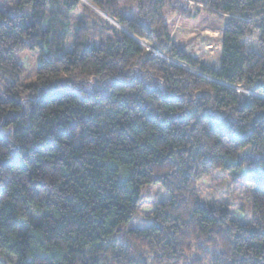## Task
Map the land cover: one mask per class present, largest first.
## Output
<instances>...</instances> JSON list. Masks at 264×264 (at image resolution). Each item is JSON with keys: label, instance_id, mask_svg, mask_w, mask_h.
<instances>
[{"label": "trees", "instance_id": "1", "mask_svg": "<svg viewBox=\"0 0 264 264\" xmlns=\"http://www.w3.org/2000/svg\"><path fill=\"white\" fill-rule=\"evenodd\" d=\"M91 1L137 40L109 27L95 42L79 20L65 51L78 0L0 10V264H264V0H187L222 21L217 68L170 39L167 17L189 18L188 2L135 0L129 18ZM25 50L40 53L29 83ZM245 151L257 157L246 224L197 191ZM148 186L166 193L151 226L125 228Z\"/></svg>", "mask_w": 264, "mask_h": 264}, {"label": "rangeland", "instance_id": "2", "mask_svg": "<svg viewBox=\"0 0 264 264\" xmlns=\"http://www.w3.org/2000/svg\"><path fill=\"white\" fill-rule=\"evenodd\" d=\"M106 3L108 0H101ZM184 2H189L183 0ZM17 0H0V10H9ZM118 8L124 9L125 15L129 18L136 17V5L131 0H116ZM187 11L190 17L170 13L167 17L170 39L180 49L192 57L206 63L211 68H217L219 59V45L221 38L222 21L202 11L200 5L188 3ZM84 21L89 25V37L98 42L105 41L111 35L109 27L115 31L129 32L116 19L108 17L91 0H78V5L70 13L69 33L65 42V51L70 50L73 39L76 21ZM139 44L143 49L154 57L163 59L171 64L198 76H203L189 69L183 62L166 57L160 52H154L150 42L140 40ZM248 52H258L255 39L243 42ZM40 53L36 50H25L15 55L16 62L23 70V82L29 83L34 79L36 68L39 62ZM238 93L250 97H259L256 93L233 87ZM246 158L240 163V169L235 172H216L213 175L201 179L197 184V191L200 201L210 206H222L229 210L232 218L241 223H248L250 220L249 192L246 188V180L255 168L256 156L247 151ZM142 203L139 206L137 215L125 226L131 228H147L151 226L149 217L158 202L166 198V193L160 186L144 187L141 191Z\"/></svg>", "mask_w": 264, "mask_h": 264}, {"label": "water", "instance_id": "3", "mask_svg": "<svg viewBox=\"0 0 264 264\" xmlns=\"http://www.w3.org/2000/svg\"><path fill=\"white\" fill-rule=\"evenodd\" d=\"M125 34H127L128 36H130V37H132V38H134L130 33L128 34V33H126V32H124ZM134 39H136L137 40V38H134Z\"/></svg>", "mask_w": 264, "mask_h": 264}, {"label": "built area", "instance_id": "4", "mask_svg": "<svg viewBox=\"0 0 264 264\" xmlns=\"http://www.w3.org/2000/svg\"><path fill=\"white\" fill-rule=\"evenodd\" d=\"M188 3H191V2H188ZM154 50V52L156 51V52H158L157 50H155V49H153ZM148 52V51H147Z\"/></svg>", "mask_w": 264, "mask_h": 264}, {"label": "crops", "instance_id": "5", "mask_svg": "<svg viewBox=\"0 0 264 264\" xmlns=\"http://www.w3.org/2000/svg\"><path fill=\"white\" fill-rule=\"evenodd\" d=\"M132 2H134L135 0H131Z\"/></svg>", "mask_w": 264, "mask_h": 264}]
</instances>
